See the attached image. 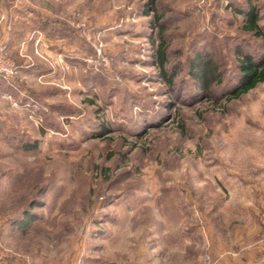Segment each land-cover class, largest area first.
I'll return each mask as SVG.
<instances>
[{"label":"rangeland","instance_id":"rangeland-1","mask_svg":"<svg viewBox=\"0 0 264 264\" xmlns=\"http://www.w3.org/2000/svg\"><path fill=\"white\" fill-rule=\"evenodd\" d=\"M1 1L17 73L0 75V262L146 264L149 229L198 225L264 264V82L223 96L236 48L261 52L234 7L255 4L264 30V0ZM197 53L223 74L213 96Z\"/></svg>","mask_w":264,"mask_h":264},{"label":"trees","instance_id":"trees-1","mask_svg":"<svg viewBox=\"0 0 264 264\" xmlns=\"http://www.w3.org/2000/svg\"><path fill=\"white\" fill-rule=\"evenodd\" d=\"M234 10L244 18L242 28L262 41L260 45L261 52L257 55L244 50L240 46L236 48L238 80L224 92L223 96L228 99L240 98L264 82V30L259 23L260 11L251 1H248L247 5L243 7H234ZM152 11L154 9H145L146 15H149ZM155 16L159 21L161 20L160 15L156 14ZM160 27L162 31L156 49L159 70L162 77L169 85L173 86L177 73H172L166 66L168 61V44L165 34H163L165 29L164 24H160ZM189 74L200 92L207 96H213L214 86L222 84L224 79L215 60L210 55L203 53L196 54L195 59L190 63ZM23 218L26 223L34 220L33 214L27 211H25Z\"/></svg>","mask_w":264,"mask_h":264},{"label":"crops","instance_id":"crops-1","mask_svg":"<svg viewBox=\"0 0 264 264\" xmlns=\"http://www.w3.org/2000/svg\"><path fill=\"white\" fill-rule=\"evenodd\" d=\"M6 24L7 22L3 26H7ZM127 230L129 232L133 229ZM145 234V239L148 241L144 240V243L147 242L149 248L143 249L142 254L145 259L147 257L146 264H207L206 256L211 257L209 264H240L241 262V253H238L237 249L216 244L210 228L182 225L169 227L164 231L153 228ZM156 234L159 236L158 243L151 247V235ZM0 264L7 263L3 261Z\"/></svg>","mask_w":264,"mask_h":264},{"label":"built area","instance_id":"built-area-1","mask_svg":"<svg viewBox=\"0 0 264 264\" xmlns=\"http://www.w3.org/2000/svg\"><path fill=\"white\" fill-rule=\"evenodd\" d=\"M16 73H17V67L9 56V45L4 39V37L0 36V75L5 77L6 79H10ZM1 247L3 246L0 243V259H1V250H2ZM210 258H211L210 256H207L206 258V261L208 263L211 260Z\"/></svg>","mask_w":264,"mask_h":264}]
</instances>
